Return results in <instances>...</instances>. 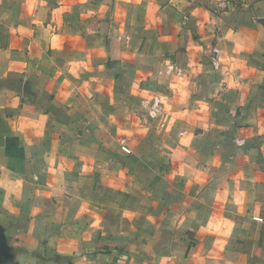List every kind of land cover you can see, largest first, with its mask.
<instances>
[{
    "label": "crops",
    "instance_id": "0c3cea01",
    "mask_svg": "<svg viewBox=\"0 0 264 264\" xmlns=\"http://www.w3.org/2000/svg\"><path fill=\"white\" fill-rule=\"evenodd\" d=\"M0 264H264V0H0Z\"/></svg>",
    "mask_w": 264,
    "mask_h": 264
},
{
    "label": "built area",
    "instance_id": "2783aa9c",
    "mask_svg": "<svg viewBox=\"0 0 264 264\" xmlns=\"http://www.w3.org/2000/svg\"><path fill=\"white\" fill-rule=\"evenodd\" d=\"M215 67H216V65H215ZM147 105L148 104L146 102H143V107L148 110V115L152 117L155 114V112L158 110V105H159L158 98L154 97L151 100V102L148 105V107H147ZM121 149L126 154H129L130 153V151L126 147H124V146H122Z\"/></svg>",
    "mask_w": 264,
    "mask_h": 264
}]
</instances>
